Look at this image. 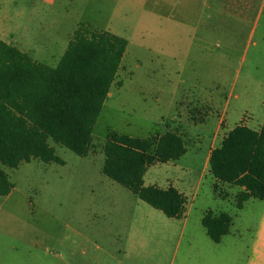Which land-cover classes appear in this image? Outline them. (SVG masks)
I'll return each mask as SVG.
<instances>
[{
  "label": "rangeland",
  "instance_id": "rangeland-1",
  "mask_svg": "<svg viewBox=\"0 0 264 264\" xmlns=\"http://www.w3.org/2000/svg\"><path fill=\"white\" fill-rule=\"evenodd\" d=\"M16 1L12 12L0 13L6 23L0 34L31 39V51L42 47L36 56L27 51L39 63L55 67L80 24L123 37L128 47L88 156L49 140L63 164L33 159L18 168L3 166L14 189L0 196V264H66L62 259L71 241L79 240L77 231L102 243V230H127L132 221L156 230L150 244L164 253L162 264L176 253L180 264L188 231L194 233L193 245L213 246L200 220L208 209L238 214L241 188L215 184L206 161L220 138L212 143L210 136L223 111L230 116L229 128L252 109L261 114L264 1L247 24L220 14L217 0ZM176 128L187 154L150 167L145 181L164 187L181 183L188 197L186 220L167 218L102 171L111 131L146 138Z\"/></svg>",
  "mask_w": 264,
  "mask_h": 264
},
{
  "label": "trees",
  "instance_id": "trees-1",
  "mask_svg": "<svg viewBox=\"0 0 264 264\" xmlns=\"http://www.w3.org/2000/svg\"><path fill=\"white\" fill-rule=\"evenodd\" d=\"M128 41L80 24L55 67L34 61L0 39V196L14 184L3 166L18 168L39 159L63 164L49 140L81 157L90 154L93 130L115 83ZM102 171L167 218L182 219L187 199L176 188L145 186L150 167L179 161L187 147L179 128L135 138L111 131ZM217 182L238 186L236 208L264 200V124L259 131L237 125L210 155ZM216 185L214 189H216ZM229 213L206 211L202 225L214 243L229 234Z\"/></svg>",
  "mask_w": 264,
  "mask_h": 264
},
{
  "label": "crops",
  "instance_id": "crops-1",
  "mask_svg": "<svg viewBox=\"0 0 264 264\" xmlns=\"http://www.w3.org/2000/svg\"><path fill=\"white\" fill-rule=\"evenodd\" d=\"M26 1L29 2L30 0ZM44 1L53 2V0ZM217 1L220 3V7H218L220 14H225V16L230 20H233L235 24H247L249 20H252L255 5L259 2H263L264 0ZM16 4V0H2L0 2V13L12 12L13 10L11 7L16 6ZM0 24L6 23L3 19H0ZM2 34H0L1 40L13 46L15 44L18 46V49L20 48V50L25 53L30 51V53L34 55L39 51L41 52L39 49L42 47H38L31 51V48L29 47V45L32 44L31 39H19L15 34ZM45 51L48 50L46 49ZM33 60L36 61L35 59ZM257 106L261 110L260 116H257L255 109H252V113H250L248 118L238 119L232 128H229L227 124L228 117H230L227 112L223 111L218 115L220 117L217 122H215V128L210 136V142L214 143L216 140L220 139L219 144L216 147H213L207 155L206 166L208 169L211 152L220 146L224 137L233 128L237 125H245L255 131L260 130L264 124V88L261 98L257 102ZM211 117V115L207 116V119L203 122L204 126H207L210 123L209 118ZM254 118L256 119V123L255 126H252V122L255 120ZM219 183L220 182L217 181L215 182L216 185H219ZM144 184L145 186H149L146 184L145 177ZM179 184L181 183L176 180L174 183H169V186L167 187L160 186L158 184L154 185L164 189L172 186L182 193L186 199H188L185 187H181ZM222 199L227 200L224 197ZM248 203H250L251 206L247 212H244L248 207ZM214 212L216 214L227 213L223 211ZM231 216L233 217V223L230 228V232L228 235L223 237L220 243H214L210 239L207 235L206 229L202 225L201 218L200 223L204 228L206 235L214 245H193L192 242L194 241V233L192 231H188L190 238H188V246L183 248L180 264H264V200L250 199L244 204L243 209L239 210L238 214ZM182 219H187L186 212ZM132 222L127 230H117V232L110 229L102 230V243L94 240V235L77 231L79 240L71 241L68 251H66L68 252V257L67 259L62 260L66 264H162L164 260V253H161V248L158 246L150 244L152 242V239L150 240V238H152L153 235L156 236V230H144L141 228V225H136ZM176 258L177 253L175 256L170 258L169 264H175Z\"/></svg>",
  "mask_w": 264,
  "mask_h": 264
}]
</instances>
